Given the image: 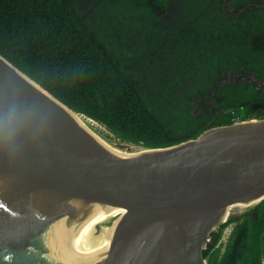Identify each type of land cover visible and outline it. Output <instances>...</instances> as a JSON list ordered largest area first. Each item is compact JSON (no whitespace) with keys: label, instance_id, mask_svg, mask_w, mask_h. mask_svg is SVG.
I'll list each match as a JSON object with an SVG mask.
<instances>
[{"label":"water","instance_id":"1","mask_svg":"<svg viewBox=\"0 0 264 264\" xmlns=\"http://www.w3.org/2000/svg\"><path fill=\"white\" fill-rule=\"evenodd\" d=\"M77 115L0 54V120L16 127L0 139V264H208L210 233L243 212L222 210L264 199V118L120 152ZM109 208L123 212L107 242L75 252Z\"/></svg>","mask_w":264,"mask_h":264},{"label":"trees","instance_id":"2","mask_svg":"<svg viewBox=\"0 0 264 264\" xmlns=\"http://www.w3.org/2000/svg\"><path fill=\"white\" fill-rule=\"evenodd\" d=\"M222 2L0 0V54L120 142L166 147L209 127L249 119L252 101L264 105L254 84H243L238 75L240 65L259 79L264 75V8L254 5L232 16V83L214 89L217 96L209 89L218 79L216 67L224 73L223 61L207 49L198 58L197 50L207 46L200 29H224L230 17ZM249 3L264 0H231L232 14ZM170 7L172 27L150 20L159 19L153 9ZM206 11L220 16L213 28L205 25L212 22ZM208 103L216 109L206 112ZM243 217L220 255L215 244L227 222L210 233L202 250L208 264H264V199Z\"/></svg>","mask_w":264,"mask_h":264},{"label":"flooded vegetation","instance_id":"3","mask_svg":"<svg viewBox=\"0 0 264 264\" xmlns=\"http://www.w3.org/2000/svg\"><path fill=\"white\" fill-rule=\"evenodd\" d=\"M91 1H93V0H86L87 4L91 3ZM226 4H228V7H226ZM244 6H242V7H244ZM185 8H188V6ZM241 8H239L238 11H236L232 14L231 0H223L222 9H223L225 15L230 17L228 22L225 24L224 29L220 30L218 32H216L214 29L213 30H204L202 28L200 29V33L203 31L207 34V37H205V40L207 41V46H204V45L200 46L201 50H197L198 58L201 56V54L203 57L204 56L203 51L205 49H207L213 53V55H211V57L213 59H215V60L222 59V61H223L222 67H223L224 73L221 74V72L219 71V67L217 66L216 69H217V73H218V79L214 81V87L209 88L211 93L215 96H217V94L215 93L214 89H219L220 86L221 87L224 86V84L226 82L232 83V78L235 77V75L232 74V16H237L240 12H242L244 9L240 10ZM260 8H264V7H260ZM172 9H173L172 7H170V11H165L162 8L153 9L152 12L156 13L159 16L158 20H154L152 17H150V14L145 13V12L140 13V16L141 17H143L144 15L149 16L150 20L153 21V23H155V24H159L163 27H172V12H171ZM208 9H211V7H209ZM161 14H163V16ZM204 16L212 21L211 23L210 22L205 23V25L210 26L211 28H213L214 25L216 24L213 21V19L220 17L218 14H214V13L211 14L210 11H206L204 13ZM162 17H164V21H162L163 20ZM186 18H190V12L186 14ZM187 22H188V20H186V23ZM220 33L222 34V37H220ZM188 50H190L191 52L194 51V49H192V47H191V49H188ZM201 51H202V53H201ZM239 68H240V71H239L238 75L240 76V81L243 82V84H245V85H248L249 83H253L254 88H256L258 90V92L260 93V96L264 100V92H263V90H264V75H263V72H260V74H262L263 77L261 79H259L256 75V72L254 70H252V68L245 69L243 67V65H240ZM202 72L205 73L206 69H203ZM208 87H210V86H208ZM200 107L203 108V106H200ZM251 107H252L253 113H252L251 117L247 120H257V119L264 118V105H262V103L259 100L252 101ZM210 108L216 109V106L214 104L208 103L205 111L209 112L211 110ZM253 208H251L249 210H244L240 215L226 221L227 223H226L224 229L227 230V236L223 239L224 233L222 231V235H221L220 239L215 244V247H218V249H219L218 255L223 253V251L226 247V243L228 242L229 237L231 236L232 230L234 229V227L243 220V218H244L243 215L246 212L252 210ZM252 217L254 219H256L257 215L255 213H252ZM207 242H209V243L211 242V236H209V240L205 242V246H206Z\"/></svg>","mask_w":264,"mask_h":264},{"label":"bare ground","instance_id":"4","mask_svg":"<svg viewBox=\"0 0 264 264\" xmlns=\"http://www.w3.org/2000/svg\"><path fill=\"white\" fill-rule=\"evenodd\" d=\"M78 120L88 127L104 144L108 145L110 148H114L117 151L124 152L123 149L116 147L111 144L99 134H97L89 124L94 121L91 119H87L89 123L86 121L83 116L77 115ZM97 123V122H96ZM93 124V123H92ZM95 124V123H94ZM253 203H248L245 205H231L225 207L222 211L230 214V213H240L246 210L249 206L253 205ZM123 212L122 209L119 208H109L106 211L100 212L93 219L83 224L80 228L76 230L74 233L71 246L72 249L77 253H90L102 247L108 240L110 233L113 230L114 222L117 219V215ZM112 220V224L108 225L107 222Z\"/></svg>","mask_w":264,"mask_h":264},{"label":"rangeland","instance_id":"5","mask_svg":"<svg viewBox=\"0 0 264 264\" xmlns=\"http://www.w3.org/2000/svg\"><path fill=\"white\" fill-rule=\"evenodd\" d=\"M84 117V116H83ZM85 122L87 121L89 123V121L84 117ZM94 121V120H91ZM93 123V124H92ZM90 125V127H92V129L99 134L101 137H103L105 140H107L108 142H110L111 144L115 145L116 147L123 149L124 151H135L138 150L141 146H137V145H133V144H129V143H125V142H120L119 139L115 138L113 136V134H111L105 127H103L102 125H100L99 123H96V121L92 122ZM95 123V124H94ZM118 217V215L116 216ZM112 220H109L107 222L108 225L112 224ZM226 229L223 230V232ZM227 231V230H226Z\"/></svg>","mask_w":264,"mask_h":264},{"label":"clouds","instance_id":"6","mask_svg":"<svg viewBox=\"0 0 264 264\" xmlns=\"http://www.w3.org/2000/svg\"><path fill=\"white\" fill-rule=\"evenodd\" d=\"M16 136V127L9 123L5 124L0 120V139L7 140L9 143L13 142Z\"/></svg>","mask_w":264,"mask_h":264},{"label":"built area","instance_id":"7","mask_svg":"<svg viewBox=\"0 0 264 264\" xmlns=\"http://www.w3.org/2000/svg\"><path fill=\"white\" fill-rule=\"evenodd\" d=\"M240 121H245V120H235L234 122H240ZM223 239L227 236V231L223 232Z\"/></svg>","mask_w":264,"mask_h":264}]
</instances>
